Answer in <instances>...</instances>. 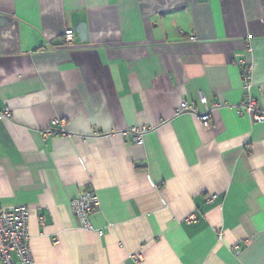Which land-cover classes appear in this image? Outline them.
I'll use <instances>...</instances> for the list:
<instances>
[{
  "label": "crops",
  "instance_id": "obj_1",
  "mask_svg": "<svg viewBox=\"0 0 264 264\" xmlns=\"http://www.w3.org/2000/svg\"><path fill=\"white\" fill-rule=\"evenodd\" d=\"M239 59L264 111V0H0V206L30 208L33 264H264V122L239 112ZM202 96L209 126L178 114ZM90 189L91 231L71 211Z\"/></svg>",
  "mask_w": 264,
  "mask_h": 264
},
{
  "label": "built area",
  "instance_id": "obj_2",
  "mask_svg": "<svg viewBox=\"0 0 264 264\" xmlns=\"http://www.w3.org/2000/svg\"><path fill=\"white\" fill-rule=\"evenodd\" d=\"M75 35L72 29H68L65 32L66 44H72ZM190 40L197 42L198 38L193 35ZM236 64L240 67L242 74V90L244 92V99L240 103L241 114H252L255 121L264 122V111L260 108L258 102L252 97L251 90L254 83L253 65L246 59H239ZM202 105L205 106V111L198 112L195 105H191L188 102H183L178 114L183 112H191L198 116L204 126H209L213 116V112L219 108L217 104H209L206 97L202 96L200 99ZM9 111L0 113V119L9 117ZM55 125L61 126V129L51 128L49 134L57 136L59 134H66L65 127L61 121H55ZM149 128L133 127L129 131L122 133L123 136L132 134L136 143H142L144 136L149 132ZM215 195L209 197L212 201ZM100 207V198L95 190L90 189L88 192L83 193L77 199L71 203L72 213L79 218L82 227L85 230H95L91 216ZM29 215L30 208L27 205H20L15 207L11 211H5L0 206V259L2 264H33V254L30 246V232H29ZM195 216L189 217L188 222L194 221ZM101 233V232H100ZM221 236V234H220ZM241 247L235 245L232 247V251L239 255L241 253ZM14 257H17V262ZM133 258L141 262L142 255H133Z\"/></svg>",
  "mask_w": 264,
  "mask_h": 264
},
{
  "label": "water",
  "instance_id": "obj_3",
  "mask_svg": "<svg viewBox=\"0 0 264 264\" xmlns=\"http://www.w3.org/2000/svg\"><path fill=\"white\" fill-rule=\"evenodd\" d=\"M81 28H82V29H81V30H82L81 33H82V35H83V38H85L84 40H86V38H87V37H86V36H87V33H86V32H87V31H86V26H85V24H82V25H81Z\"/></svg>",
  "mask_w": 264,
  "mask_h": 264
}]
</instances>
